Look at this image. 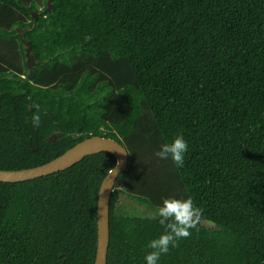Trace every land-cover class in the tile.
<instances>
[{"label": "trees", "instance_id": "trees-1", "mask_svg": "<svg viewBox=\"0 0 264 264\" xmlns=\"http://www.w3.org/2000/svg\"><path fill=\"white\" fill-rule=\"evenodd\" d=\"M46 3L0 0V169L114 138L129 160L110 198L106 264H146L164 231L118 206L120 194L155 212L190 196L204 210L159 264H264V0ZM22 35L47 61L32 79ZM178 134L183 167L154 155ZM115 162L102 151L0 181V264H93L98 190Z\"/></svg>", "mask_w": 264, "mask_h": 264}, {"label": "water", "instance_id": "water-1", "mask_svg": "<svg viewBox=\"0 0 264 264\" xmlns=\"http://www.w3.org/2000/svg\"><path fill=\"white\" fill-rule=\"evenodd\" d=\"M51 1L52 0H47V6L44 11L52 9ZM33 15L35 20H37V14L33 13ZM22 40L24 42L26 56L25 65L28 68L27 76L32 79L36 71L35 66L47 63V61H38L31 51V44L23 39V35ZM56 138L57 134H53L47 141L53 142ZM102 151L112 153L115 156L116 162L102 179L98 190L96 219L97 245L93 264H106L107 262L110 198L118 176L128 165L129 154L126 147L114 138L92 135L77 142L59 156L41 165L17 170L0 169L1 182H20L64 170L81 161L85 156Z\"/></svg>", "mask_w": 264, "mask_h": 264}, {"label": "clouds", "instance_id": "clouds-1", "mask_svg": "<svg viewBox=\"0 0 264 264\" xmlns=\"http://www.w3.org/2000/svg\"><path fill=\"white\" fill-rule=\"evenodd\" d=\"M34 107L36 112L32 115L31 122L33 127H39L41 124L39 105ZM187 151L188 142L183 134H178L171 143L161 144L154 155L159 159H170L176 167H183ZM203 212L204 210L197 206L190 196L186 199L174 197L163 199L162 206L148 217L153 220L158 217L164 231L148 243L147 248L151 251L144 257L146 264H159L162 255L168 254L170 248L177 247L180 240L190 237L192 229L198 230Z\"/></svg>", "mask_w": 264, "mask_h": 264}, {"label": "rangeland", "instance_id": "rangeland-1", "mask_svg": "<svg viewBox=\"0 0 264 264\" xmlns=\"http://www.w3.org/2000/svg\"><path fill=\"white\" fill-rule=\"evenodd\" d=\"M118 206L120 207H126L130 211H135L136 215H143V214H148L152 215L154 214L155 210H151L149 208H146L143 205L138 204L137 202L133 201L131 198L126 196L125 194H120L118 198ZM209 226V225H207Z\"/></svg>", "mask_w": 264, "mask_h": 264}]
</instances>
